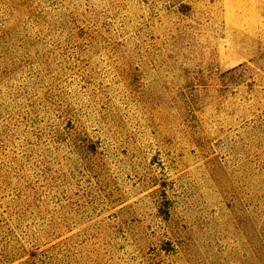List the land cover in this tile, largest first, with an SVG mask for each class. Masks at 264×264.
Instances as JSON below:
<instances>
[{"label":"rangeland","instance_id":"374dc122","mask_svg":"<svg viewBox=\"0 0 264 264\" xmlns=\"http://www.w3.org/2000/svg\"><path fill=\"white\" fill-rule=\"evenodd\" d=\"M0 264H264V0H0Z\"/></svg>","mask_w":264,"mask_h":264}]
</instances>
